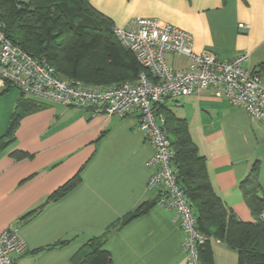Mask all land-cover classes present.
<instances>
[{"label":"crops","instance_id":"crops-1","mask_svg":"<svg viewBox=\"0 0 264 264\" xmlns=\"http://www.w3.org/2000/svg\"><path fill=\"white\" fill-rule=\"evenodd\" d=\"M88 1L114 26L141 16L187 31L195 53H213L226 60L247 51L244 67L260 71L264 83V0ZM239 23L247 27L239 28ZM166 59L173 67L187 62L169 53ZM16 90L0 94V139L19 100ZM164 104L185 120L215 194L238 219L253 221L239 182L257 162V195L264 198V123L211 89ZM18 113L12 139L0 148V233L16 225L26 244L25 251L11 254L13 264H71L87 239L108 229L102 244L111 256L108 264H184L183 234L173 210L153 204L118 226L137 205L154 203L160 192L145 188L153 172L145 163L154 148L145 140L135 114L91 115L59 104L20 108ZM76 173L80 181L75 187L22 218ZM65 239L69 243L64 246L34 252ZM211 248L213 264L237 263L236 251L223 242L214 240Z\"/></svg>","mask_w":264,"mask_h":264},{"label":"built area","instance_id":"built-area-1","mask_svg":"<svg viewBox=\"0 0 264 264\" xmlns=\"http://www.w3.org/2000/svg\"><path fill=\"white\" fill-rule=\"evenodd\" d=\"M238 27L247 25L239 23ZM113 33L134 54L142 70L135 81L101 85L62 77L45 60L34 58L10 43L0 23V92L9 85L42 104L77 107L91 115L107 117L135 114L145 140L154 148L145 163L153 168L145 188H159L156 204L173 210L179 219L184 264H200L197 243L205 237L198 232L190 203L169 165L171 149L161 128L162 117L157 114V106L164 100L211 89L215 96L225 98L252 119L264 123V83L259 73L244 67L247 51L226 60L218 59L213 53H195L190 33L155 17H134L122 27L114 26ZM167 53L185 57L186 65L171 66ZM258 218L264 221V209ZM25 249L16 225L0 233V264H13L11 254Z\"/></svg>","mask_w":264,"mask_h":264},{"label":"trees","instance_id":"trees-1","mask_svg":"<svg viewBox=\"0 0 264 264\" xmlns=\"http://www.w3.org/2000/svg\"><path fill=\"white\" fill-rule=\"evenodd\" d=\"M0 23L10 43L34 58L45 60L62 77L90 84L115 85L135 81L142 70L134 54L116 38L111 19L94 9L88 0H0ZM10 88L12 86L8 85L0 94ZM166 101L158 104L157 114L162 117L161 128L169 140V165L176 183L190 203L198 232L205 237L197 243L199 263L213 264L211 242L218 240L236 251L237 264H264V221L258 218L264 209V198L257 195V162L239 182L254 217L253 221L244 222L231 213L213 191L203 158L189 136L185 120L176 117L165 106ZM42 106V103L24 98L20 92L10 123L0 139V148L13 137L18 109L33 110ZM79 181V173H76L55 189L43 204L22 218L55 202ZM153 204L156 201L137 205L118 226L147 212ZM110 230L87 239L72 257L71 264H108L111 256L102 244ZM68 243L67 239L55 241L34 252Z\"/></svg>","mask_w":264,"mask_h":264},{"label":"rangeland","instance_id":"rangeland-1","mask_svg":"<svg viewBox=\"0 0 264 264\" xmlns=\"http://www.w3.org/2000/svg\"><path fill=\"white\" fill-rule=\"evenodd\" d=\"M180 57V56H179ZM16 88L15 87H12V88H10V89H8V91H6L5 92V94H12V93H15L16 94ZM3 96V95H2ZM232 263H234V264H237V263H235V262H232Z\"/></svg>","mask_w":264,"mask_h":264}]
</instances>
